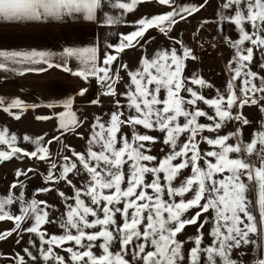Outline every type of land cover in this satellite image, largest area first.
I'll return each mask as SVG.
<instances>
[{"label": "snow or ice", "instance_id": "6c2138e0", "mask_svg": "<svg viewBox=\"0 0 264 264\" xmlns=\"http://www.w3.org/2000/svg\"><path fill=\"white\" fill-rule=\"evenodd\" d=\"M109 2L113 8L132 12L145 0ZM155 2L172 11L141 18L136 31L124 35L120 44L108 45L116 54L106 53L102 62L98 63L96 48L66 49L67 58L75 57L86 65L84 71L75 74L84 79L89 75L94 77L103 89L101 95L116 96L115 86L121 77L112 65L118 54L136 47L138 38H143L150 28L167 34L179 20L204 7L177 6L175 0ZM105 6V0H0V22L60 20L76 14L94 20L97 11ZM219 14L222 22L234 24L240 34L237 41H228L235 49L233 63L236 66L230 69L233 76L226 94L218 92L215 98L209 99L187 86L211 87L202 78L193 76L189 80L183 76L186 60L197 57L182 41H176L181 44L182 53L176 48L158 52L155 58L143 59L136 71H127L126 64L120 66L129 77L128 90L122 94L126 104L117 100L107 121L95 117L86 139V151L71 149V156L64 155L59 166L51 161V153L45 146L59 137L44 141L43 137L33 140L24 136L25 142L35 145L29 152L18 146L15 135H10L7 129L0 130V145L7 147V150L0 149V163L12 159L43 161L49 165L44 177L46 184L62 181L73 189L72 196L56 189L66 211L59 221H53L46 210L52 206L45 201L26 200L22 191L18 196L13 194L12 190L24 187L19 177L34 171L18 169L9 194L0 198V222L14 223L12 229L0 232V241L18 231L34 234L40 240L39 255L44 264H239L233 258V251L251 243L250 236L258 233L257 218L250 209V187L256 191L260 223L264 225V127L253 133L248 142L242 139L239 127L225 135H220V130L231 121L249 124L242 113L245 106L258 105L264 113V76L250 68L254 49L264 58V0H223ZM106 23H119V18L107 16ZM51 55L0 52V58L12 62L17 58L43 62ZM3 67L5 64L0 62V68ZM260 67L264 68V63ZM237 80L240 81L239 95L233 83ZM86 91L82 89L79 95ZM72 103V99L65 101L62 107L67 112L57 114L62 134H75L81 126L72 111ZM92 103L99 105L100 100ZM201 103L210 108L212 114L201 108ZM0 107L20 119V115L10 109L26 106L19 100L10 104L0 100ZM234 109L240 111L234 112ZM65 115L71 119L66 121ZM201 118L210 123H201ZM125 127L130 135L123 132ZM158 144L161 155H154ZM202 144L207 148H201ZM70 175L82 176V184H73ZM53 190L46 187L37 191ZM13 204L19 205L18 215L11 212ZM192 208L199 211L195 216L186 217L185 213ZM204 213L214 214L212 241L202 246L201 229L209 223L206 218L197 228L198 235L189 237L194 246L185 252V242L178 239V235L187 225L196 224ZM29 222L31 226L21 227ZM57 222L62 234L49 236L43 226ZM56 249L67 256L60 255ZM24 252L31 260H37L27 248ZM16 264L27 262L17 254ZM256 264H264V258L258 259Z\"/></svg>", "mask_w": 264, "mask_h": 264}, {"label": "rangeland", "instance_id": "374dc122", "mask_svg": "<svg viewBox=\"0 0 264 264\" xmlns=\"http://www.w3.org/2000/svg\"><path fill=\"white\" fill-rule=\"evenodd\" d=\"M223 0H175V5L185 6H200L199 11L192 15H187L184 20H179L171 30L167 31V34L159 31L158 28H150L144 33L143 38H138L136 47L126 48L123 52L118 54V59L113 63V70H118L121 77L119 83L115 86L117 95L116 96H103L101 95L103 89L97 80L90 81L87 83V91L84 95H79L80 91L72 98V111L76 114V117L81 121V126L76 129V133L65 132L61 133L60 118L57 114L66 113L67 110L58 105L57 107H48L43 105L42 100L39 104H23L26 107L13 108L14 114H19L20 119H16L14 115H10L8 112L3 111L0 107V130L7 129L10 135L17 137L18 146L29 152L35 148L34 144L25 142L24 136H28L35 140L36 138L43 137L44 141L53 140L54 137H59V140H53L51 144H46L51 153V161L57 163L59 166L63 163L62 157L64 155L71 156V149L77 152L86 151V139L90 135V126L95 122V117H101L102 120L107 121L109 114L115 110V102L120 101L121 104H126V99L122 95L127 89L129 83V77L127 71H136L141 67L143 59L155 58L158 52L170 51L172 48H176L178 53H182V47L180 43L176 41H182L184 47L192 50V53L197 57L196 60L188 59L185 62L183 69V76L187 79H191L193 76L202 78L211 87H205L200 89L198 85L188 84L197 90H199L205 97L212 99L215 98L218 92L220 94H226L228 82L232 80L233 72L230 70L236 65L233 63L235 56V49L230 46L228 41H237L239 39V32L234 24L227 21L220 20V5ZM159 4V3H158ZM160 5V4H159ZM138 6V5H137ZM164 7L165 5H160ZM166 11L160 10L159 12ZM172 11V10H171ZM148 11L137 10L134 22L131 25L129 33H114L111 37L105 41L104 52L116 54L114 48H109L108 45H118L121 43L124 35L130 34L137 30V22L144 18L142 15ZM154 14V10L152 11ZM250 30V29H249ZM211 41L214 44V53L212 56H205L202 51L203 43ZM250 46V45H245ZM264 63L261 52L254 49V58L250 65L251 71L257 73L260 76H264V68L260 65ZM127 65V71L121 68V65ZM259 84V80L255 81ZM236 86L237 95L240 94V81H233ZM181 95H186L181 93ZM99 99L100 104H93L92 101ZM34 99L33 101H36ZM264 103V101H262ZM209 114H212V110L204 104L199 105ZM234 112L240 111V109H234ZM243 116L247 118L249 124L242 125L237 121H231L220 130V135H225L229 132H235L237 128L242 129V139L245 142L251 140L253 133L261 130L264 127V113H261L258 105L245 106L242 109ZM37 117H43L45 119H37ZM71 117L65 115V120H70ZM201 123H210L204 118H201ZM123 132L130 135V130L125 127ZM152 135H159V133H151ZM207 134V133H206ZM81 137H84L83 139ZM234 141H229L233 143ZM69 146L66 149L64 146ZM160 145H156L152 154L161 155L159 149ZM201 148H207V145L202 144ZM0 149L7 150L5 145H0ZM74 159V158H73ZM49 165L43 161L37 159H24L17 160L12 159L4 163H0V198L6 197L10 191V185L16 181L15 173L18 169L28 170L34 169V171L28 172L27 176L19 177V180L23 182V188H17L12 190L13 194L18 196L22 191L26 200H32L33 198L37 201H45L48 205L52 206L46 209L49 212V218L53 221H59L62 215L65 213L66 208L62 198L57 194L56 189L60 192H64L66 196L73 195V189L60 182L58 184H46L44 177L47 175ZM59 173V167L55 170ZM187 174V173H186ZM73 184L80 186L83 182L82 176H69ZM53 188V191L46 193L38 192L41 188ZM191 194H189L190 196ZM250 200V209L256 216V200L257 195L254 188L250 187L248 193ZM71 203V201H69ZM203 203V201H202ZM199 211L197 208L190 209L185 213L186 217L195 216L196 212ZM11 212L14 215L19 214V205L13 204L11 206ZM214 214L204 213L200 216L196 224L187 225L182 233L178 235V239L185 242V252L191 249L194 245L189 241V237H195L198 235L197 228L207 218L209 223L205 224L201 232L203 233L204 239L202 246H208L212 237L210 235L211 229L214 226ZM257 218V216H256ZM31 226V222L28 224H22V228ZM14 227L12 221L0 222V232H5ZM49 236L62 234V229L59 223H50L43 226ZM251 243L242 245L241 248L233 251V258L239 262V264H256L257 260L250 254L258 245V233L250 236ZM17 241H19L17 243ZM46 247V246H45ZM27 248L37 260H31L24 249ZM40 240L34 234L28 232H14L12 236L6 240L0 241V264H16V256H23L27 264H44L42 258L39 255ZM56 251L63 256H67L66 253L60 249ZM99 251V250H94ZM203 264V262H202Z\"/></svg>", "mask_w": 264, "mask_h": 264}, {"label": "crops", "instance_id": "0c3cea01", "mask_svg": "<svg viewBox=\"0 0 264 264\" xmlns=\"http://www.w3.org/2000/svg\"><path fill=\"white\" fill-rule=\"evenodd\" d=\"M105 3L106 6L97 11L94 20H87L82 14H76L60 20L0 22V52L52 54L43 62H30L22 58L12 62L0 58V62L5 64V67L0 68V100L5 104L19 100L22 104L31 105L39 104L38 100H42L43 105H63L86 88L88 82L95 80L90 75L84 79L75 74L84 71L86 65L75 57L67 58L66 49L96 48L98 63L102 62L105 41L114 33L131 32L128 28L133 24L137 10L148 11L142 15L148 18L172 10L168 6L161 7L155 0H145L132 12L113 8L109 0H105ZM160 10L166 11L159 12ZM107 16L119 18V23L108 25ZM65 68L71 71H66ZM34 99L37 100L33 101ZM10 111L14 112L13 108ZM256 216L258 245L250 254L258 260L264 258V225L260 223L257 200Z\"/></svg>", "mask_w": 264, "mask_h": 264}, {"label": "built area", "instance_id": "2783aa9c", "mask_svg": "<svg viewBox=\"0 0 264 264\" xmlns=\"http://www.w3.org/2000/svg\"><path fill=\"white\" fill-rule=\"evenodd\" d=\"M202 51H203L205 56H207V57L212 56L213 53H214V44H213V42L207 41V42L203 43Z\"/></svg>", "mask_w": 264, "mask_h": 264}]
</instances>
